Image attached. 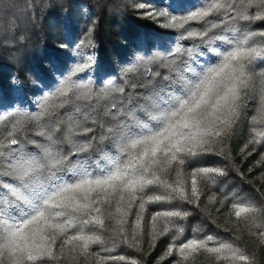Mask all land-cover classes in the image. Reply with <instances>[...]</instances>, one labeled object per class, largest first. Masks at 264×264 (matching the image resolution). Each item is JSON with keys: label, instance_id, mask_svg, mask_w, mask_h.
Here are the masks:
<instances>
[{"label": "trees", "instance_id": "16d2710c", "mask_svg": "<svg viewBox=\"0 0 264 264\" xmlns=\"http://www.w3.org/2000/svg\"><path fill=\"white\" fill-rule=\"evenodd\" d=\"M230 2L241 13L258 12L239 7L247 0ZM199 4L200 0H0L3 154L16 147L9 144V133L21 126L20 117L26 118L23 131L17 134L25 151H38L33 141L46 143L38 132L50 126L57 128V147L67 151L71 146L68 129L78 130L89 105L102 108L110 103L107 94L112 88L143 92L139 85L146 83L149 70L153 74L166 71L158 66V57L178 46L179 30L167 27L170 16ZM149 11L153 17L146 15ZM164 12L169 15H158ZM239 26L242 31L264 32V19L239 21ZM215 62L216 57L208 54L199 61L201 65ZM78 65L83 67L73 75ZM251 71H264V58L257 59ZM259 104V87L249 88L228 134L206 141L211 151L159 166L166 168L162 179L172 186L167 194L173 198L149 199L161 194L151 188L137 192L134 201L125 194L124 201H114L101 217L103 228L89 225L85 229L99 236L101 243L84 249L82 241L62 244L61 237L53 257H45L43 264H264V114L258 111ZM97 146L110 147L108 141ZM98 155L94 151L92 159ZM206 168L223 174L200 171ZM181 191L184 198H177ZM239 207L253 211L237 217ZM170 211L181 216L163 215ZM185 212L189 214L184 216ZM73 234L75 229L68 233ZM222 244L239 249L247 260L232 258L227 249L209 251Z\"/></svg>", "mask_w": 264, "mask_h": 264}, {"label": "snow or ice", "instance_id": "6c2138e0", "mask_svg": "<svg viewBox=\"0 0 264 264\" xmlns=\"http://www.w3.org/2000/svg\"><path fill=\"white\" fill-rule=\"evenodd\" d=\"M239 7L258 12L241 13L230 0H200L187 13L171 15L167 27L179 30L178 46L158 57V66L166 71L153 74L149 70L146 83L139 85L143 92L112 88L107 94L110 103L102 108L89 105L78 130L68 129L71 146L67 151L57 147L54 126L38 132L46 140L44 144L33 141L38 151H25L17 134L23 131L26 118L10 117L21 126L9 133V144L16 147H10L7 155L0 149V264H43L45 257H53L61 237L62 244L82 241L84 249L101 243L99 236L85 229L89 225L103 228L101 217L114 201H124L125 194L134 201L137 192L151 188L161 194L149 199L173 198L167 194L172 186L162 179L166 168L159 166L211 151L206 141L228 134L249 88L259 87L258 111L264 114V71H251L257 59L264 58V32L242 31L239 26V21L264 19V0H247ZM205 54L214 55L216 62L201 65ZM82 67L78 65L73 75ZM89 120L91 126H87ZM77 135L85 139H74ZM104 141L109 142L107 150L97 146ZM94 151L99 153L95 160ZM200 171L223 174L212 168ZM192 183L195 186L196 180ZM192 190L195 194V187ZM177 198H184V193ZM250 211L239 207L235 215ZM163 215L180 217L181 213ZM73 229L76 234L68 235ZM224 249L234 259L247 260L239 249L223 244L209 251Z\"/></svg>", "mask_w": 264, "mask_h": 264}]
</instances>
